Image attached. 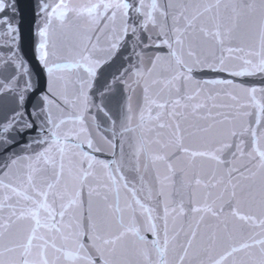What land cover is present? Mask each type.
<instances>
[{
  "label": "snow or ice",
  "instance_id": "1",
  "mask_svg": "<svg viewBox=\"0 0 264 264\" xmlns=\"http://www.w3.org/2000/svg\"><path fill=\"white\" fill-rule=\"evenodd\" d=\"M33 16L31 66L0 0V264H264V0Z\"/></svg>",
  "mask_w": 264,
  "mask_h": 264
},
{
  "label": "water",
  "instance_id": "2",
  "mask_svg": "<svg viewBox=\"0 0 264 264\" xmlns=\"http://www.w3.org/2000/svg\"><path fill=\"white\" fill-rule=\"evenodd\" d=\"M18 6L20 8V48L21 54L25 62L31 66H34L37 61L34 58L32 47L34 42V37L32 35V25L34 22L33 8L35 0H17ZM4 50L0 49V53ZM41 86L44 84V77L40 79Z\"/></svg>",
  "mask_w": 264,
  "mask_h": 264
}]
</instances>
